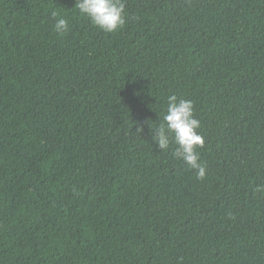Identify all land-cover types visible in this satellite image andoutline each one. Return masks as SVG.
Returning a JSON list of instances; mask_svg holds the SVG:
<instances>
[{
    "label": "trees",
    "instance_id": "trees-1",
    "mask_svg": "<svg viewBox=\"0 0 264 264\" xmlns=\"http://www.w3.org/2000/svg\"><path fill=\"white\" fill-rule=\"evenodd\" d=\"M75 3L0 0V264H264V0ZM173 94L202 180L150 131Z\"/></svg>",
    "mask_w": 264,
    "mask_h": 264
},
{
    "label": "clouds",
    "instance_id": "clouds-1",
    "mask_svg": "<svg viewBox=\"0 0 264 264\" xmlns=\"http://www.w3.org/2000/svg\"><path fill=\"white\" fill-rule=\"evenodd\" d=\"M75 7L80 15L86 16L92 25L106 33H113L125 24L123 0H76ZM53 17L58 13L53 12ZM55 31L60 34L66 33L68 21L59 18L55 23ZM200 122L193 113V103L190 100L180 99L176 95L167 97V109L163 121L155 131L154 141L159 149L169 148L170 141L176 145L173 156L182 159L190 169L196 171L197 179H204L205 166L200 162V155L196 151L197 146L202 147L204 139L197 132ZM171 137V140H170ZM256 193L264 194V185H257Z\"/></svg>",
    "mask_w": 264,
    "mask_h": 264
}]
</instances>
